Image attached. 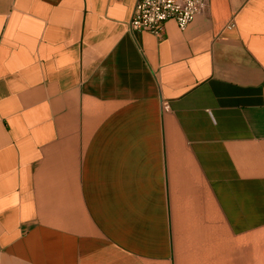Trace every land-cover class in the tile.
Returning <instances> with one entry per match:
<instances>
[{
    "label": "crops",
    "instance_id": "crops-1",
    "mask_svg": "<svg viewBox=\"0 0 264 264\" xmlns=\"http://www.w3.org/2000/svg\"><path fill=\"white\" fill-rule=\"evenodd\" d=\"M136 1L0 0V264H264V0Z\"/></svg>",
    "mask_w": 264,
    "mask_h": 264
},
{
    "label": "built area",
    "instance_id": "built-area-1",
    "mask_svg": "<svg viewBox=\"0 0 264 264\" xmlns=\"http://www.w3.org/2000/svg\"><path fill=\"white\" fill-rule=\"evenodd\" d=\"M207 3L208 0H137L128 30L131 33H149L158 38L163 33L165 23L172 21L183 31ZM162 110H168L166 102L162 103Z\"/></svg>",
    "mask_w": 264,
    "mask_h": 264
}]
</instances>
